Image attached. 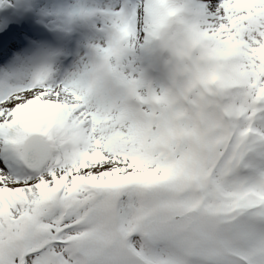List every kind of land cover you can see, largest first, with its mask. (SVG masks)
Returning <instances> with one entry per match:
<instances>
[{
	"label": "snow or ice",
	"instance_id": "obj_1",
	"mask_svg": "<svg viewBox=\"0 0 264 264\" xmlns=\"http://www.w3.org/2000/svg\"><path fill=\"white\" fill-rule=\"evenodd\" d=\"M0 264H264V0H0Z\"/></svg>",
	"mask_w": 264,
	"mask_h": 264
}]
</instances>
